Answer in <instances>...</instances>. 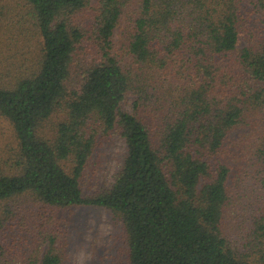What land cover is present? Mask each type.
Listing matches in <instances>:
<instances>
[{"label": "trees", "instance_id": "16d2710c", "mask_svg": "<svg viewBox=\"0 0 264 264\" xmlns=\"http://www.w3.org/2000/svg\"><path fill=\"white\" fill-rule=\"evenodd\" d=\"M0 13L14 36L0 115L16 141L0 159V264H62L59 210L74 205L113 212L125 264H264V0H14ZM27 40L32 62L16 65ZM115 133L123 164L84 195Z\"/></svg>", "mask_w": 264, "mask_h": 264}, {"label": "rangeland", "instance_id": "374dc122", "mask_svg": "<svg viewBox=\"0 0 264 264\" xmlns=\"http://www.w3.org/2000/svg\"><path fill=\"white\" fill-rule=\"evenodd\" d=\"M14 0H0L1 6L10 5ZM7 10V9H6ZM6 12V11H5ZM4 14L0 13V31H3L2 44L0 50L5 46L9 50L14 40V36L4 41L7 34L8 25L3 22ZM15 21L11 19V26ZM35 38V37H34ZM116 38V36H115ZM239 44L245 42V35L240 34ZM18 54L16 65L31 64L30 55H35V45L27 40V46L24 52H21L17 46ZM23 53V54H22ZM0 54H2L0 52ZM34 59V56L32 57ZM90 56H82L77 61L71 76L67 82L68 87H78L80 84L83 71L89 63ZM24 67L23 69H26ZM0 72H3L2 70ZM11 77V75H10ZM9 77V78H10ZM133 95L130 94L123 103L124 108H129ZM64 111H56L44 123L45 135H53L56 123L62 120ZM15 138L9 120L0 115V159L7 157L12 147H15ZM91 157L89 158L81 186L84 195H94L108 188L123 164L126 155V144L119 133L111 134L106 140H98ZM7 159L6 163H9ZM0 165L4 166L0 162ZM238 169L233 168V172ZM59 214L67 219L68 230L65 236V243L62 248V264H125L126 247L124 241L122 224L115 217L113 212L103 206L97 205H74L66 209L59 210Z\"/></svg>", "mask_w": 264, "mask_h": 264}]
</instances>
